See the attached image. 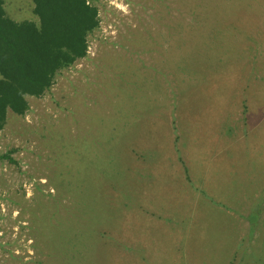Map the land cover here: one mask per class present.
I'll return each instance as SVG.
<instances>
[{
  "label": "rangeland",
  "instance_id": "374dc122",
  "mask_svg": "<svg viewBox=\"0 0 264 264\" xmlns=\"http://www.w3.org/2000/svg\"><path fill=\"white\" fill-rule=\"evenodd\" d=\"M3 1L36 21L31 0ZM93 3L86 56L0 130V264H119L115 236L142 245L126 218L158 214L186 218L154 261L264 264V0ZM208 91L244 107L219 92L210 128Z\"/></svg>",
  "mask_w": 264,
  "mask_h": 264
},
{
  "label": "trees",
  "instance_id": "16d2710c",
  "mask_svg": "<svg viewBox=\"0 0 264 264\" xmlns=\"http://www.w3.org/2000/svg\"><path fill=\"white\" fill-rule=\"evenodd\" d=\"M34 20L9 17L0 0V130L7 115H23L27 96L39 97L56 75L87 53L98 26L93 0H31Z\"/></svg>",
  "mask_w": 264,
  "mask_h": 264
},
{
  "label": "crops",
  "instance_id": "0c3cea01",
  "mask_svg": "<svg viewBox=\"0 0 264 264\" xmlns=\"http://www.w3.org/2000/svg\"><path fill=\"white\" fill-rule=\"evenodd\" d=\"M219 92H220V98L226 97L227 93L230 94L231 92H233V93L236 92L237 98H236V101L233 100V103H232L233 106L231 107V111L233 110L234 107H237V110H240L241 108L244 107L243 106L244 104H243L242 91H208V93H211L210 100L207 103H203L202 105L204 106V108H206L208 110V114H206L207 115L206 119L208 121V126L210 128L219 127L218 122L220 120H222L224 122V119H225V117L220 116V111L216 110L217 109V101L219 98V94H218ZM254 111H255V108L251 107L248 110V113H246L244 116H242L241 111L237 115L234 114L235 118H239L238 123L230 124V127L232 129H233V127H235V130L237 129V131H238L237 135L239 137H242V134L245 133L247 124H251L250 119H251ZM255 123H257V122H254L253 124H251L252 128H250V132L254 133V134L257 131ZM223 129H224V126H223L222 130L220 131L221 133H222ZM255 139H259V137L255 136V138H254V136H252L250 138V140L248 141V143L251 145V147L253 146ZM236 142L240 143L239 149H240V151H242L243 146H244V141H242L241 138H237L231 144H234ZM224 148H225V146L223 147V149ZM150 181L154 182L156 180L151 178ZM262 186H264V183ZM262 186H261V189H263ZM155 200H156L155 197L153 199H150L148 197L145 200V202L143 203V205L141 206V208H143L144 210H145V207H152L153 208L155 206V203H154ZM149 202H150V204H146ZM128 204H129V207L134 206L131 203H128ZM256 204H258V203H256V202L253 203V205H256ZM249 213H250V211H249ZM192 217L193 216H189V220H187L189 223L190 222L193 223L196 221V219L192 218ZM183 218H186V216H180V217L177 216V217H173V218H166V217H163L162 215H159V214L157 215V217L156 216H149V215H145V216L142 215V217L129 216L128 218H126L127 224L128 225L132 224V226L134 228H136V233L133 234V237L135 239L139 238V242H140V244L142 243V245L140 247L133 246V240L129 236H127V233L125 231H123L122 232L123 235H121L120 237L115 236L113 238V240H115V246L113 245V248L111 247V249H112V261H113V259H115L116 262H119V264H161V262L154 261V259H153V257L158 256V255L153 256V254L156 253V250L153 246L160 244L163 241V239H166L168 237L167 235L170 234L168 232V230L172 229L175 225H178V222L180 223V220H182ZM126 219H124V222H126ZM162 232H164V233H162ZM149 237H151V238H149ZM187 237H189V235H187ZM152 238H154V239H152ZM119 240L121 241V243L118 242ZM148 241H150V242H148ZM185 241H187V240H185ZM148 247H152L151 253L148 252ZM187 252H188V250H186L185 255H183L184 257L188 256L189 253H187Z\"/></svg>",
  "mask_w": 264,
  "mask_h": 264
}]
</instances>
